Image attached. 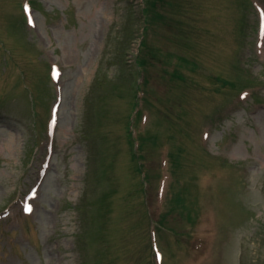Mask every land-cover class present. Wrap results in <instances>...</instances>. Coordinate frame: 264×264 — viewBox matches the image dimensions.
I'll return each instance as SVG.
<instances>
[{"label":"rangeland","instance_id":"rangeland-1","mask_svg":"<svg viewBox=\"0 0 264 264\" xmlns=\"http://www.w3.org/2000/svg\"><path fill=\"white\" fill-rule=\"evenodd\" d=\"M154 252L264 264V0H0V264Z\"/></svg>","mask_w":264,"mask_h":264},{"label":"snow or ice","instance_id":"snow-or-ice-1","mask_svg":"<svg viewBox=\"0 0 264 264\" xmlns=\"http://www.w3.org/2000/svg\"><path fill=\"white\" fill-rule=\"evenodd\" d=\"M30 23H33V21H31V19L29 20ZM33 195H35V193H33ZM28 211H31V205L29 204L28 205V208H27Z\"/></svg>","mask_w":264,"mask_h":264}]
</instances>
